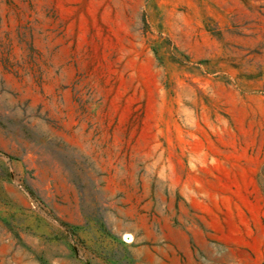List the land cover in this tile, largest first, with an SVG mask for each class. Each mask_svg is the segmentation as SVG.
<instances>
[{
	"label": "rangeland",
	"instance_id": "374dc122",
	"mask_svg": "<svg viewBox=\"0 0 264 264\" xmlns=\"http://www.w3.org/2000/svg\"><path fill=\"white\" fill-rule=\"evenodd\" d=\"M0 264H264V0H0Z\"/></svg>",
	"mask_w": 264,
	"mask_h": 264
}]
</instances>
